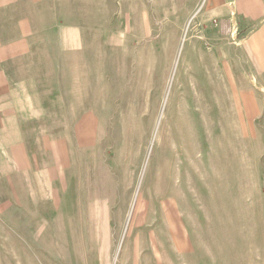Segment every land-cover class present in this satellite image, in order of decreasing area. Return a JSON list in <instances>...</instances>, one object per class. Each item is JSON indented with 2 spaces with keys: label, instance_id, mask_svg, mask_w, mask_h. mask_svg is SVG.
Wrapping results in <instances>:
<instances>
[{
  "label": "rangeland",
  "instance_id": "1",
  "mask_svg": "<svg viewBox=\"0 0 264 264\" xmlns=\"http://www.w3.org/2000/svg\"><path fill=\"white\" fill-rule=\"evenodd\" d=\"M210 4L47 0L10 70L0 264H264V0Z\"/></svg>",
  "mask_w": 264,
  "mask_h": 264
},
{
  "label": "crops",
  "instance_id": "2",
  "mask_svg": "<svg viewBox=\"0 0 264 264\" xmlns=\"http://www.w3.org/2000/svg\"><path fill=\"white\" fill-rule=\"evenodd\" d=\"M215 1L210 0V6H213ZM46 5L47 0H0V144L4 150L8 148L12 155L16 153L19 155L16 146H20L22 150L23 144L21 141L19 144L17 143L18 132H16L17 105L14 103L17 102V96L13 89V82L17 78V72L10 73V70L17 67L19 56L29 55L33 49L36 18L41 10L46 8L44 7ZM47 9L52 16L57 14V12L54 13V7L50 6ZM217 14H222V12ZM62 32L63 34L61 33L59 38V47L61 50H67L69 48V29L62 30ZM12 63H15L14 67H11ZM44 143L47 146H52V149H54V144L62 145L59 142L54 143L52 138L46 139ZM54 150L61 152V146ZM21 153L24 152L20 151ZM54 163L53 170L55 166L62 167L64 163L62 156L58 155Z\"/></svg>",
  "mask_w": 264,
  "mask_h": 264
},
{
  "label": "bare ground",
  "instance_id": "3",
  "mask_svg": "<svg viewBox=\"0 0 264 264\" xmlns=\"http://www.w3.org/2000/svg\"><path fill=\"white\" fill-rule=\"evenodd\" d=\"M206 93H207V92H206ZM191 105H192V104H191ZM197 108H198V107H197ZM189 110H190V109H189ZM197 111H198V110H197ZM200 111H201V110H200ZM201 112H202V111H201ZM201 112H200V113H201ZM191 113H192V112H191ZM197 113H198V112H197ZM194 114H195V113H194ZM198 114H199V113H198ZM192 115H193V114H192ZM193 116H194V115H193ZM193 116H192V120H193ZM195 117H196V114H195ZM199 117H200V116H199ZM187 118H188V117H187ZM197 118H198V117H197ZM188 120H189V118H188ZM208 120H209V119H208ZM197 122H198V121H197ZM201 122H202V121H201ZM201 122H199V123H201ZM191 128L193 129V127L190 125V126H189V129H191ZM203 128L205 129V127H203ZM201 129H202V128H201ZM192 131H193V130H192ZM194 143L197 145V143L195 142V139H194ZM188 152H189V154L192 153V149H190Z\"/></svg>",
  "mask_w": 264,
  "mask_h": 264
}]
</instances>
